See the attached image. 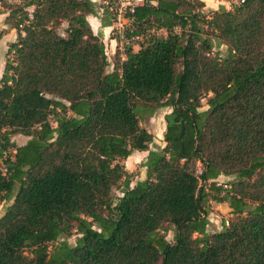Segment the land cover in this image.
<instances>
[{"label": "trees", "instance_id": "trees-1", "mask_svg": "<svg viewBox=\"0 0 264 264\" xmlns=\"http://www.w3.org/2000/svg\"><path fill=\"white\" fill-rule=\"evenodd\" d=\"M202 8L126 12V37L142 40L107 71L89 0H0L16 36L0 75V264H264V0ZM162 107L151 151L136 111ZM133 151L146 152L144 179L129 187ZM210 202L229 217L207 234ZM73 230V246L58 242Z\"/></svg>", "mask_w": 264, "mask_h": 264}, {"label": "rangeland", "instance_id": "rangeland-1", "mask_svg": "<svg viewBox=\"0 0 264 264\" xmlns=\"http://www.w3.org/2000/svg\"><path fill=\"white\" fill-rule=\"evenodd\" d=\"M106 1L112 2V6H115V4H117L119 0H106ZM100 5L104 6L101 2ZM233 5H235V1L227 2L226 0H203V8L201 11L204 14H208L210 11L217 10V8L220 6H222L225 10H230ZM108 15H109L108 17L113 22L114 18L110 12H108ZM3 27L6 29H1ZM127 27H128V22H126L125 24L124 27L125 31ZM0 32L2 34L0 36V75H1V70L3 68V65L1 63L4 62L5 60V55H6L5 51H7V47L9 43L15 41L16 36L13 30L10 32V29H8L6 25H4V21H1V19H0ZM8 32H10L11 34L7 35ZM174 32H178V29H175ZM152 34L159 37L165 36V33L162 30L154 31ZM135 45H129V47H131V49L133 50L134 48H136ZM212 50L213 52L217 53L219 57L225 56L227 52L226 47L224 45L217 44L215 41H213ZM118 57L120 60H123L124 58L123 56L120 57L119 54ZM106 58L109 63L107 71H110L111 64L113 63L114 60V54H108ZM205 109L206 106L204 104V100H202L200 110H205ZM169 111H170L169 108L166 107L156 109L153 112H147V111L145 112L142 110L136 111L140 128L144 129L148 134L151 135V142L148 144L147 147L148 150L159 151L163 147L164 145L162 141V135L164 132L163 116L167 114ZM49 122L52 127L55 126V122L53 121L52 117L49 118ZM27 139H28L27 137H23L20 135H13L10 137V142L15 146H20ZM10 152H11L10 149H6L5 151H3V153H1L3 156L2 158H0L1 162H3V158L6 155L10 154ZM145 156H146V152L133 151L126 160L121 161V164L123 165L125 172L129 176L128 179L129 187L133 186L135 182L144 179V168L141 166V164L144 161ZM198 167L199 165L197 164L196 165L197 172L199 171ZM215 181L219 184H224L226 182H229L230 178L219 176ZM120 190H121V183H119V185L115 189H112V196L114 199L120 196ZM9 204L10 202L6 203L0 201V216L2 215L4 208ZM228 217H229V209L225 203L215 204L210 202L209 213L207 215L208 225L206 227V233L211 234L214 232H218L221 229V222L227 220ZM77 236L78 235L73 230L68 237L59 238L58 242L63 241L68 246H73L75 238H77ZM171 237H172L171 232H168L165 235V240L167 242H171Z\"/></svg>", "mask_w": 264, "mask_h": 264}, {"label": "built area", "instance_id": "built-area-1", "mask_svg": "<svg viewBox=\"0 0 264 264\" xmlns=\"http://www.w3.org/2000/svg\"><path fill=\"white\" fill-rule=\"evenodd\" d=\"M145 2V0H119L115 6H112V2L103 0L102 4L108 12L113 16V25L111 29V35H113V40H115V52L119 54L120 57H124V50L129 45L137 44L141 42V36H130L126 37L125 35V24L127 20L124 17L126 12H131L132 9L136 6H140ZM242 0H235V4L241 3ZM113 32V33H112ZM6 172V168L3 164H0V174L3 175ZM215 186L220 184L214 181ZM224 187V186H223Z\"/></svg>", "mask_w": 264, "mask_h": 264}, {"label": "crops", "instance_id": "crops-1", "mask_svg": "<svg viewBox=\"0 0 264 264\" xmlns=\"http://www.w3.org/2000/svg\"><path fill=\"white\" fill-rule=\"evenodd\" d=\"M93 5V13L90 15H87L85 17V20L93 34H98L101 37V42L103 44V47L105 49V52L108 54H114L115 51V40H113V37L111 36V29L113 22L108 17V10L106 7L101 6L100 2L102 3L103 0H89ZM203 2V0H200ZM4 14H0V19L3 21ZM6 29V28H1ZM12 30H10L11 32ZM8 32L7 35H10L11 33ZM138 44V43H137ZM135 45L136 48L133 49V51H136L138 46ZM6 53V51H5ZM2 65L4 62L1 63ZM2 71V70H1ZM25 143V142H24ZM23 143V144H24ZM22 144V145H23ZM133 159V158H132ZM133 161V160H131Z\"/></svg>", "mask_w": 264, "mask_h": 264}]
</instances>
